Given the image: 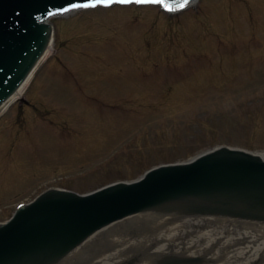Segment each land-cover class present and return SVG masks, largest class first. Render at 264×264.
Here are the masks:
<instances>
[{
  "label": "rangeland",
  "instance_id": "rangeland-1",
  "mask_svg": "<svg viewBox=\"0 0 264 264\" xmlns=\"http://www.w3.org/2000/svg\"><path fill=\"white\" fill-rule=\"evenodd\" d=\"M53 25V56L0 120V220L50 187L87 193L220 144L264 152V0Z\"/></svg>",
  "mask_w": 264,
  "mask_h": 264
},
{
  "label": "water",
  "instance_id": "water-1",
  "mask_svg": "<svg viewBox=\"0 0 264 264\" xmlns=\"http://www.w3.org/2000/svg\"><path fill=\"white\" fill-rule=\"evenodd\" d=\"M66 1L0 0V102L18 87L47 47L49 31L39 23L45 11ZM147 211L165 219L191 217L156 221L152 228L157 233L148 237L127 233L133 226L141 230L139 225L145 222L140 216L127 218L105 228L67 264H125L132 259L128 251L141 250L144 244L150 252L143 264L175 254L189 260L196 257L198 264H264V223L203 216L264 221V160L224 149L191 165L161 168L141 182L119 184L87 197L46 192L0 226V264H60L99 229ZM97 243L104 244L94 247Z\"/></svg>",
  "mask_w": 264,
  "mask_h": 264
},
{
  "label": "bare ground",
  "instance_id": "bare-ground-1",
  "mask_svg": "<svg viewBox=\"0 0 264 264\" xmlns=\"http://www.w3.org/2000/svg\"><path fill=\"white\" fill-rule=\"evenodd\" d=\"M53 51H54V46H51L49 48V50L47 51V54L45 56V58L43 59V62L44 63L48 58H50V56L52 57L53 56ZM35 75V74H34ZM34 75L32 74V76L29 78V80L23 85V87L19 90V92L5 105L3 106L1 109H0V115L1 117H3L5 115V113H7L9 111V109L11 108V106L17 102L19 99H21L26 91H27V88L31 82V80L33 79ZM0 117V118H1Z\"/></svg>",
  "mask_w": 264,
  "mask_h": 264
},
{
  "label": "snow or ice",
  "instance_id": "snow-or-ice-1",
  "mask_svg": "<svg viewBox=\"0 0 264 264\" xmlns=\"http://www.w3.org/2000/svg\"><path fill=\"white\" fill-rule=\"evenodd\" d=\"M100 2H107V3H113V2H117V3H162L163 0H100ZM189 2V0H184V4L181 5V7H184L187 3ZM73 8L76 7H80V5H72ZM83 7H89V5H83ZM167 7V5H166ZM169 10L171 11L172 9L169 8ZM63 11H68L67 8L63 9Z\"/></svg>",
  "mask_w": 264,
  "mask_h": 264
}]
</instances>
